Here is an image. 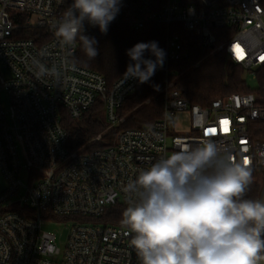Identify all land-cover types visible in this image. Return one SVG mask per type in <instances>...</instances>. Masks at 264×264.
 <instances>
[{
  "label": "built area",
  "instance_id": "1",
  "mask_svg": "<svg viewBox=\"0 0 264 264\" xmlns=\"http://www.w3.org/2000/svg\"><path fill=\"white\" fill-rule=\"evenodd\" d=\"M72 2L0 0V63L8 71L0 89L11 102L9 112L0 98V181L5 183L0 192V264H140L130 247L134 233L122 223L99 219L116 205L127 207L123 187L178 150L177 141L210 139L237 161L247 160L251 172L263 175L258 199L264 200V138L254 135L255 124L264 122V85L203 107L169 82L162 119L122 130L104 147L71 149L63 109L79 120L100 104L112 128L121 122L119 110L139 84L135 78L122 82V75L109 86L103 74L72 61L79 40L62 47L53 28ZM120 22L134 29L153 22L180 23L204 47L226 51L244 73L258 79L264 71V0H121L111 23ZM94 28L85 23V32ZM30 30L33 36L26 35ZM159 48L166 56L154 74H169L171 62L188 57L177 34ZM146 59L155 57L149 53ZM35 60L54 74L38 76ZM179 113L187 115L189 131L172 135V119ZM54 222L71 224L64 246L43 228Z\"/></svg>",
  "mask_w": 264,
  "mask_h": 264
},
{
  "label": "clouds",
  "instance_id": "2",
  "mask_svg": "<svg viewBox=\"0 0 264 264\" xmlns=\"http://www.w3.org/2000/svg\"><path fill=\"white\" fill-rule=\"evenodd\" d=\"M121 0H73L53 25L62 47L77 39L89 61L98 55L85 23L106 34ZM145 52L155 57L146 59ZM122 82L144 84L163 67L158 42H138L126 50ZM38 76L54 74L35 60ZM58 75V74H57ZM141 170L124 187L128 206L122 224L140 264H261L264 261V200L245 198L251 169L213 140L181 143Z\"/></svg>",
  "mask_w": 264,
  "mask_h": 264
},
{
  "label": "trees",
  "instance_id": "3",
  "mask_svg": "<svg viewBox=\"0 0 264 264\" xmlns=\"http://www.w3.org/2000/svg\"><path fill=\"white\" fill-rule=\"evenodd\" d=\"M33 33L35 31L30 30L26 35L33 36ZM85 34L95 37L98 55L89 61L79 41L78 50L72 61L103 74L109 86L125 73L129 63H133L126 50L138 42L156 41L160 46L170 35L177 34L188 50V57L171 62L169 74L156 73L148 82L139 83L137 90L120 108L119 115L122 120L115 127H108L100 104L87 111L79 120L72 119L63 109L62 124L68 133L72 150L91 151L107 146L122 130L140 129L162 119L164 88L169 82L172 83V88L180 90L192 103L203 107H208L214 100L232 93L253 91L244 77V69L232 64L226 51L204 47L200 39L180 23L166 25L153 22L141 29H134L122 22L110 23L106 34L101 33L98 27ZM148 54L145 52L144 57L146 58ZM258 82L260 87L264 85L263 70L260 72ZM255 125L262 127L254 135L264 138V122ZM255 175L256 173L252 172V183L246 190L245 198L258 199L261 194V185L253 179ZM125 208L122 204L116 205L99 220L122 223Z\"/></svg>",
  "mask_w": 264,
  "mask_h": 264
},
{
  "label": "rangeland",
  "instance_id": "4",
  "mask_svg": "<svg viewBox=\"0 0 264 264\" xmlns=\"http://www.w3.org/2000/svg\"><path fill=\"white\" fill-rule=\"evenodd\" d=\"M244 77L249 85L253 90H256L259 88V82L257 79V76L251 73H244ZM8 78V71L5 70L0 63V85H2ZM0 98L1 101L7 111L10 112L11 110V102L8 93L5 90L0 89ZM174 120V122H173ZM173 122V128L170 131L172 135H183L188 133L189 131V125H188V118L187 115L184 113H179L175 116L174 119H172ZM260 127L256 126V130H258ZM20 158L23 163L27 161V156H26V150L23 147L22 144H20ZM25 178V176H23ZM255 181H257L262 188V180H263V175L262 173H257L254 178ZM5 187V183L3 180L0 181V192L2 188ZM71 224H65V223H60V222H54V223H45L44 224V229L51 231L55 233L58 237V243L60 246H64V243L67 240L68 233H69V228Z\"/></svg>",
  "mask_w": 264,
  "mask_h": 264
},
{
  "label": "snow or ice",
  "instance_id": "5",
  "mask_svg": "<svg viewBox=\"0 0 264 264\" xmlns=\"http://www.w3.org/2000/svg\"><path fill=\"white\" fill-rule=\"evenodd\" d=\"M244 163H245V164H247V163H248V161H247V160H245V161H244Z\"/></svg>",
  "mask_w": 264,
  "mask_h": 264
},
{
  "label": "crops",
  "instance_id": "6",
  "mask_svg": "<svg viewBox=\"0 0 264 264\" xmlns=\"http://www.w3.org/2000/svg\"><path fill=\"white\" fill-rule=\"evenodd\" d=\"M261 264H264V261H261Z\"/></svg>",
  "mask_w": 264,
  "mask_h": 264
}]
</instances>
